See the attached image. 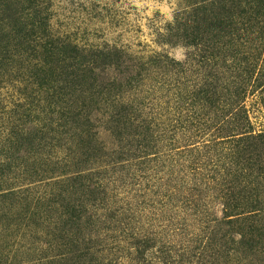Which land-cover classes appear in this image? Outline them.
Instances as JSON below:
<instances>
[{"label": "trees", "instance_id": "trees-1", "mask_svg": "<svg viewBox=\"0 0 264 264\" xmlns=\"http://www.w3.org/2000/svg\"><path fill=\"white\" fill-rule=\"evenodd\" d=\"M25 2L26 5L18 0H0V89L13 81L11 74L5 76L6 71L14 70V80L28 83L24 92L34 87L32 108L15 102L7 113L14 121L0 124V219H7L13 228L24 220L31 221L36 234L41 232L42 224L52 230L54 237L62 233V242L57 243L60 251L51 259V263L58 264L66 260L77 264H193L195 259L204 260L208 249L215 251L214 258L224 257L223 263L227 264L239 254L236 246L243 249L245 258L264 254V131L254 134L244 105L249 93L258 91L264 109V0H201L182 29L188 45L203 43L208 47L223 42L228 56L223 66L225 73H219L216 64L210 63L211 56L203 51L199 62L216 69L206 75L189 104L191 108L211 110L213 116L202 124L210 126L211 145L228 142L236 148L227 163H215L209 168L216 173L219 170L214 166L223 170L222 175L212 177L216 185L211 189L193 188L200 192L199 208L204 203L207 207V203L219 202L223 215L206 216L204 211L195 210L194 215L200 213L197 216L206 220L204 234L200 235L199 229L186 242L175 243L165 241L161 234L157 241L148 232H137L131 217L115 211L106 220L113 224L108 229L113 247L98 235L85 236V231L90 232L91 225L100 219L99 210L104 209V198L99 201L106 179L102 177L105 161L101 159L118 154L105 164L116 170L133 159H144L139 165L156 162L160 153L147 151L161 137L155 136L154 127L145 120L138 122L141 112L127 100H115L118 104L103 102L109 112L100 125L93 118L92 108L103 97H113L114 84H129L140 77V72L135 77L136 67L131 74L133 67L127 66L125 80L100 82V73L121 70L130 57L119 49H86L53 36L50 14L36 0ZM11 48L17 49L21 57L27 55L24 63L17 61L19 64L14 65L17 53H12ZM148 62L154 65L171 60L156 55ZM21 94L25 99L28 93ZM3 101L0 100V113L5 109ZM217 120L222 123L217 124ZM28 122L32 126L23 128ZM101 125L120 144L119 151L106 152L98 130ZM129 139H142L141 150L147 154L136 156ZM169 139L170 143L175 140L173 136ZM96 163L98 166L92 168ZM190 163L195 167V162ZM194 167H184L183 188L189 187V173L193 178L201 173L200 167ZM199 179L201 183L194 184L202 186L204 178ZM210 190L213 194L207 202L205 193ZM154 253L158 256L154 257ZM148 256L152 259L148 260ZM153 258L159 261L153 263Z\"/></svg>", "mask_w": 264, "mask_h": 264}, {"label": "rangeland", "instance_id": "rangeland-1", "mask_svg": "<svg viewBox=\"0 0 264 264\" xmlns=\"http://www.w3.org/2000/svg\"><path fill=\"white\" fill-rule=\"evenodd\" d=\"M18 1L26 5L25 0ZM36 1L50 14L49 30L53 36L86 49H119L130 57L131 60L126 61L127 63L122 67L123 70L100 73V82L108 84L113 80L122 78L125 80L127 66L133 67L131 74L136 67L135 77L140 72V77L129 84L127 82L114 84L115 87H111L113 97L107 95L93 106V118L97 119L98 124H102L101 120L103 121L107 115L106 111L109 112V108L106 109L103 102L118 104L115 100H127L139 110V113L141 112L138 122L145 120L154 127L155 136L161 137L160 142L152 143L156 145L147 151L160 153V158L156 162L139 165V162L144 159H133L125 162L123 169L116 170L111 165L105 166V164L109 160H115L118 154L114 153L112 159L106 157L101 159L105 161L102 177L106 179L105 186L102 188L104 193L99 195V201L104 198L101 205L104 209L99 210L100 219H96L95 225H91V234L85 231V236L98 235L109 243V247H113V241L110 239L112 232L110 234L108 230L113 224L106 220L115 211L124 217L125 215L131 217L137 232L141 234L148 232L146 234H152L157 241L161 238L160 234L165 241L175 243L186 242L191 235L199 233V229L202 230L199 234L203 235L206 220H201L202 216L198 217L200 213L194 215L195 210L204 211L206 216L212 213L220 218L223 215L222 206L219 202H211L207 203V207L204 203L199 208L197 202L199 204L201 202L200 192H196L193 188L211 189L213 185H216L213 184L212 177L222 175L223 170L214 166V169L219 170L216 173L214 170L209 171V168L215 163L219 166L227 163L230 156L235 154L236 148L228 142L224 145H211L210 126H202L205 118L213 116L211 110L189 106L193 100V93L202 85L206 75L214 73L216 67L219 73H225L224 61L228 59L223 42L217 46L207 47L203 43L202 46H191L182 37L183 24L201 0ZM36 26L40 25L36 23ZM16 51L11 48L12 53H17ZM203 51L207 56H211L210 63L216 64L215 69L199 62L201 55H204ZM156 55L166 56L171 63L163 62L154 65L149 63V58ZM26 57L27 55L21 57L18 52L14 56V65L19 62L24 63L22 61ZM173 62L179 65L172 64ZM142 65L144 67L141 69ZM6 72L5 76L8 78L11 74L13 81L6 82V88L0 89V100L4 99L3 106H5L4 111L0 113V124L4 121V124L8 125L7 121H14L11 117H7V113L13 110V103H26L27 108H32L34 87L29 86L24 92V86L28 83L14 80L17 76L16 70ZM21 93H28L32 97L27 94L23 99L24 94ZM113 104L111 106H114ZM244 105L254 134L264 131V109L259 101L258 91L249 93ZM193 112L195 116L192 115ZM186 120H189V123L186 124ZM179 121L185 124L180 126ZM216 122L222 123L220 120ZM196 124L199 126L195 127ZM24 126L22 127L30 128L32 123L28 122ZM173 126L175 129L172 131ZM98 130L100 139L107 148L106 152L119 151L120 144L103 130L102 125L98 127ZM172 136L175 140L170 143L169 138ZM128 143L136 156L147 154L141 150L144 144L142 139H138L137 142L129 139ZM27 147L32 148L29 145H26ZM190 162H195V167ZM98 164L91 167L94 168ZM185 166L187 168L198 166L200 167L198 172H201L196 178L189 173L187 189L181 184ZM199 178H204L202 179L203 187L199 185L201 183ZM195 182L199 184H194ZM211 194L213 190L205 193L207 202ZM49 216L54 218L53 214ZM32 226L35 225L31 221L24 220L20 226L13 228L8 226L7 219H0V264H58L51 263V259L60 251L57 243L62 242L60 239L62 233H57V237H54L52 230L46 224H42L41 232L36 234L31 229ZM235 249L239 250V254L235 261H229L227 264H264V254H253L245 258L240 246H236ZM225 251L226 249L223 252ZM205 252L204 260L198 259V263L195 259L193 264H212L213 261V264H224V257L214 258V250L208 249ZM230 253L232 255L234 251ZM156 256L158 255L154 253V257ZM150 259L152 258L148 256V260ZM152 261L156 263L159 260L153 258ZM60 263L77 264L73 260Z\"/></svg>", "mask_w": 264, "mask_h": 264}]
</instances>
